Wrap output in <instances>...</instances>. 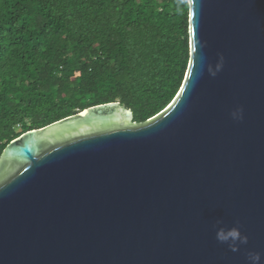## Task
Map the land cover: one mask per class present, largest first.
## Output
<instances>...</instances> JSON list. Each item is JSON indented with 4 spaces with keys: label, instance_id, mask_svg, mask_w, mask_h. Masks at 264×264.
<instances>
[{
    "label": "water",
    "instance_id": "95a60500",
    "mask_svg": "<svg viewBox=\"0 0 264 264\" xmlns=\"http://www.w3.org/2000/svg\"><path fill=\"white\" fill-rule=\"evenodd\" d=\"M188 3L191 58L164 110L138 124L97 104L5 147L0 264H264V0ZM218 219L248 243L218 242Z\"/></svg>",
    "mask_w": 264,
    "mask_h": 264
},
{
    "label": "trees",
    "instance_id": "16d2710c",
    "mask_svg": "<svg viewBox=\"0 0 264 264\" xmlns=\"http://www.w3.org/2000/svg\"><path fill=\"white\" fill-rule=\"evenodd\" d=\"M188 0H0V156L21 134L119 102L141 124L189 66Z\"/></svg>",
    "mask_w": 264,
    "mask_h": 264
},
{
    "label": "clouds",
    "instance_id": "9594fccd",
    "mask_svg": "<svg viewBox=\"0 0 264 264\" xmlns=\"http://www.w3.org/2000/svg\"><path fill=\"white\" fill-rule=\"evenodd\" d=\"M222 67V64L217 65V71ZM213 76L216 72L211 73ZM234 120H240L243 118V109L237 108L231 113ZM213 227L216 229V239L222 244H227L231 251H239L241 245L248 243V235L242 233L239 227V222L232 226L226 225L222 220L218 219ZM247 259L249 264H260L261 253L257 251H249L247 253Z\"/></svg>",
    "mask_w": 264,
    "mask_h": 264
}]
</instances>
